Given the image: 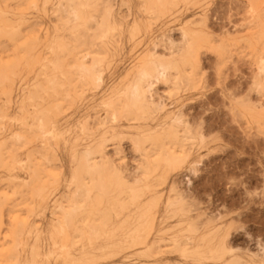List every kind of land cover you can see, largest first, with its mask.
Masks as SVG:
<instances>
[{
    "label": "rangeland",
    "instance_id": "obj_1",
    "mask_svg": "<svg viewBox=\"0 0 264 264\" xmlns=\"http://www.w3.org/2000/svg\"><path fill=\"white\" fill-rule=\"evenodd\" d=\"M0 264H264V0H0Z\"/></svg>",
    "mask_w": 264,
    "mask_h": 264
}]
</instances>
